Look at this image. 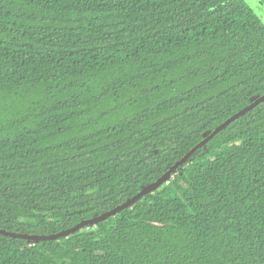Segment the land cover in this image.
Returning a JSON list of instances; mask_svg holds the SVG:
<instances>
[{
    "label": "trees",
    "instance_id": "obj_1",
    "mask_svg": "<svg viewBox=\"0 0 264 264\" xmlns=\"http://www.w3.org/2000/svg\"><path fill=\"white\" fill-rule=\"evenodd\" d=\"M261 94L245 0H0V228L113 208ZM0 264H264V101L114 215L0 234Z\"/></svg>",
    "mask_w": 264,
    "mask_h": 264
},
{
    "label": "water",
    "instance_id": "obj_2",
    "mask_svg": "<svg viewBox=\"0 0 264 264\" xmlns=\"http://www.w3.org/2000/svg\"><path fill=\"white\" fill-rule=\"evenodd\" d=\"M246 3L252 8V10L255 12V14L262 20H264V5L259 0H245ZM264 101V94H261L259 96H256L251 100V102L247 105H245L243 108L239 109L237 112L233 113L231 116H229L227 119H225L223 122L218 124L211 132H209L203 139H201L198 143H196L192 148H190L183 156H181L178 160H176L172 165H170L167 170L161 174L156 180L151 182L150 184L144 186L141 190H139L136 194L131 196L130 198L126 199L122 203L114 206L113 208L104 211L96 216L86 218L83 220H80L73 226L66 228L64 230L50 233V234H28L23 232H15L6 230L3 228H0V234L8 235L12 238H23L27 240H33V241H40V240H53L58 239L60 237H66L69 234L77 231L78 229H81L83 226L89 225V224H95L98 221H101L109 216L114 215L116 212L131 206L137 199H139L141 196L148 192H152L157 187H159L162 183L167 182L171 174L183 163L187 161V159L200 147L204 146V144L209 141L215 134H217L219 131L224 129L226 126H228L232 121L237 119L238 117L244 115L247 111L254 108L257 104Z\"/></svg>",
    "mask_w": 264,
    "mask_h": 264
},
{
    "label": "rangeland",
    "instance_id": "obj_3",
    "mask_svg": "<svg viewBox=\"0 0 264 264\" xmlns=\"http://www.w3.org/2000/svg\"><path fill=\"white\" fill-rule=\"evenodd\" d=\"M262 20V19H261ZM264 22V20H262Z\"/></svg>",
    "mask_w": 264,
    "mask_h": 264
}]
</instances>
